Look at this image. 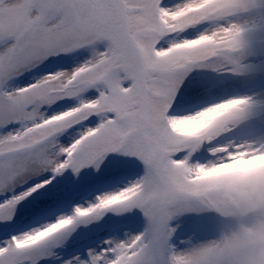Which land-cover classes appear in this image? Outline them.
<instances>
[{
    "label": "snow or ice",
    "instance_id": "obj_1",
    "mask_svg": "<svg viewBox=\"0 0 264 264\" xmlns=\"http://www.w3.org/2000/svg\"><path fill=\"white\" fill-rule=\"evenodd\" d=\"M264 211V0H0V264H229Z\"/></svg>",
    "mask_w": 264,
    "mask_h": 264
},
{
    "label": "clouds",
    "instance_id": "obj_2",
    "mask_svg": "<svg viewBox=\"0 0 264 264\" xmlns=\"http://www.w3.org/2000/svg\"><path fill=\"white\" fill-rule=\"evenodd\" d=\"M227 238L229 264H264V211L238 222Z\"/></svg>",
    "mask_w": 264,
    "mask_h": 264
}]
</instances>
